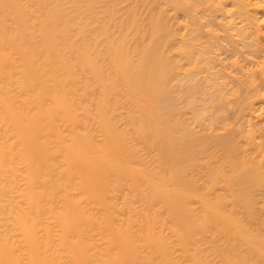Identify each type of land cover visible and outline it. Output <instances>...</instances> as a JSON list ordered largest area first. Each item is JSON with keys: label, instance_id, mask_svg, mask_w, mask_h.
Instances as JSON below:
<instances>
[{"label": "bare ground", "instance_id": "1", "mask_svg": "<svg viewBox=\"0 0 264 264\" xmlns=\"http://www.w3.org/2000/svg\"><path fill=\"white\" fill-rule=\"evenodd\" d=\"M0 264H264V0H0Z\"/></svg>", "mask_w": 264, "mask_h": 264}, {"label": "rangeland", "instance_id": "2", "mask_svg": "<svg viewBox=\"0 0 264 264\" xmlns=\"http://www.w3.org/2000/svg\"><path fill=\"white\" fill-rule=\"evenodd\" d=\"M215 28H217V26H215ZM224 44H225V43H224ZM226 48H227V47H223V49H221L220 52L223 54V56H226V55H225V51H226V54H227V53H230L229 56H231V55H232V54H231V51L229 50V52H228V50H226ZM224 49H225V51H223ZM228 49H229V48H228ZM223 56H222V58H223ZM227 56H228V54H227ZM229 56H228V57H229ZM199 77H201V76H198L197 78H199ZM196 80H197V79L193 80V81H192V84H193L194 81L196 82ZM197 81H198L199 83H201V82L203 81V79H198ZM195 82H194V85H195V86L192 85V84H191V85L194 86V88L196 87L197 90H198V87H199V89H200L201 87H203V83H204V82L202 83V85L198 83V84L201 85V86H199V85L196 86L197 82H196V83H195Z\"/></svg>", "mask_w": 264, "mask_h": 264}]
</instances>
